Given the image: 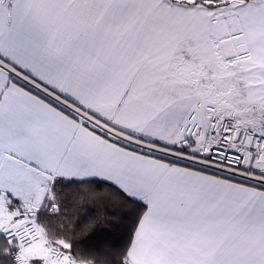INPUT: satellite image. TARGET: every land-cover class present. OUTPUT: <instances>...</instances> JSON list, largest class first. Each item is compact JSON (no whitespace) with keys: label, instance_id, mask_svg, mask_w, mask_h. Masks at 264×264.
I'll return each mask as SVG.
<instances>
[{"label":"snow or ice","instance_id":"6c2138e0","mask_svg":"<svg viewBox=\"0 0 264 264\" xmlns=\"http://www.w3.org/2000/svg\"><path fill=\"white\" fill-rule=\"evenodd\" d=\"M0 264H264V0H0Z\"/></svg>","mask_w":264,"mask_h":264},{"label":"trees","instance_id":"16d2710c","mask_svg":"<svg viewBox=\"0 0 264 264\" xmlns=\"http://www.w3.org/2000/svg\"><path fill=\"white\" fill-rule=\"evenodd\" d=\"M102 212V209H94V214H99ZM117 235V232L113 228H108L107 232L100 233L96 238L97 239H113Z\"/></svg>","mask_w":264,"mask_h":264}]
</instances>
